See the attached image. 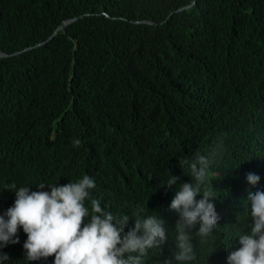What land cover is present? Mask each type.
<instances>
[{
    "label": "trees",
    "instance_id": "16d2710c",
    "mask_svg": "<svg viewBox=\"0 0 264 264\" xmlns=\"http://www.w3.org/2000/svg\"><path fill=\"white\" fill-rule=\"evenodd\" d=\"M193 1L0 0V215L14 205L10 185L88 175L101 207L130 217L140 206L146 218L152 174L173 158L220 145L230 166L239 146L264 142V0L176 12ZM194 251L190 264H210Z\"/></svg>",
    "mask_w": 264,
    "mask_h": 264
},
{
    "label": "clouds",
    "instance_id": "9594fccd",
    "mask_svg": "<svg viewBox=\"0 0 264 264\" xmlns=\"http://www.w3.org/2000/svg\"><path fill=\"white\" fill-rule=\"evenodd\" d=\"M219 150L173 158L152 174L146 218L140 206L130 217L101 207L88 175L34 189L10 185L16 199L0 215V264H190L194 246L210 264H264V166L246 162L264 154V142L239 146L230 166L216 159ZM170 234L173 253L163 250Z\"/></svg>",
    "mask_w": 264,
    "mask_h": 264
},
{
    "label": "water",
    "instance_id": "95a60500",
    "mask_svg": "<svg viewBox=\"0 0 264 264\" xmlns=\"http://www.w3.org/2000/svg\"><path fill=\"white\" fill-rule=\"evenodd\" d=\"M195 4H196V0H194V2H193L191 5H188V6H186V7H183V8H181V9H179L177 12H179V11H184V10H186V9H190V8H191L193 5H195ZM172 15H173V13L168 17V19H169ZM168 19H167V20H168ZM77 20H79V18H73V19H70V20H68V21L63 22V24H62L60 27H58V28L54 31V33L48 38L47 41H51L52 39H54V37H55V36H56L61 30H64L68 25L74 23V22L77 21ZM139 23H144V24H148V25H157L156 23H154V22H150V21H141V22H139ZM43 44H45V43L39 44V45H37V46H41V45H43ZM33 48H35V47L27 48V49H25V50H23V51L17 52V53H15V54H13V56L18 55V54H21V53L26 52V51H29V50H31V49H33ZM0 57L6 58V57H9V55L0 52Z\"/></svg>",
    "mask_w": 264,
    "mask_h": 264
},
{
    "label": "bare ground",
    "instance_id": "6f19581e",
    "mask_svg": "<svg viewBox=\"0 0 264 264\" xmlns=\"http://www.w3.org/2000/svg\"><path fill=\"white\" fill-rule=\"evenodd\" d=\"M252 127H254V126H252ZM0 202H1V201H0ZM3 202H4V201H3ZM3 206H4V208H5V205H3ZM1 208H2V207H1ZM1 208H0V209H1ZM8 208H9V207H8ZM110 211H111V210H110ZM1 212H2V211H1Z\"/></svg>",
    "mask_w": 264,
    "mask_h": 264
}]
</instances>
